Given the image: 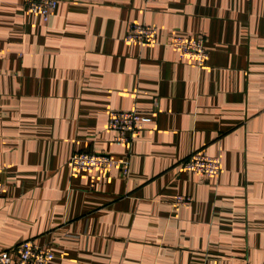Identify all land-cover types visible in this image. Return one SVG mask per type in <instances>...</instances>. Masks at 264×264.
<instances>
[{"label": "crops", "instance_id": "0c3cea01", "mask_svg": "<svg viewBox=\"0 0 264 264\" xmlns=\"http://www.w3.org/2000/svg\"><path fill=\"white\" fill-rule=\"evenodd\" d=\"M132 23L157 40H126ZM175 35L204 38L206 64ZM0 47V251L34 239L52 264H264V0H58L48 20L1 0ZM113 109L152 120L119 143ZM195 150L220 174L185 171ZM75 151L128 173L73 170Z\"/></svg>", "mask_w": 264, "mask_h": 264}, {"label": "built area", "instance_id": "2783aa9c", "mask_svg": "<svg viewBox=\"0 0 264 264\" xmlns=\"http://www.w3.org/2000/svg\"><path fill=\"white\" fill-rule=\"evenodd\" d=\"M151 1V0H146ZM1 2V0H0ZM25 7L40 14L48 20L58 5V0H23ZM158 31L155 26L144 23H132L126 34V40L140 43H154ZM169 44L178 50L181 57L196 60L199 66H204L209 58V52L204 38H190L175 35ZM2 48L0 47V54ZM151 116L141 114L136 109L111 110L109 114V128L116 131L115 141L131 143L135 136L143 133ZM73 170L91 171L93 169H108L112 166L123 167L128 173L129 162L116 159L108 153L75 151L69 161ZM183 168L187 172L199 173L208 177L219 175L222 170V160L205 151L195 150L184 162ZM1 173V168H0ZM5 184L0 180V196L3 195ZM191 202L189 195L180 194L175 200L177 205H187ZM14 257H16L14 259ZM55 253L50 243L39 244L34 239L23 241L17 247L0 251V264H52Z\"/></svg>", "mask_w": 264, "mask_h": 264}]
</instances>
